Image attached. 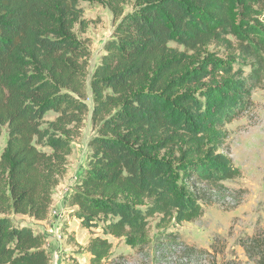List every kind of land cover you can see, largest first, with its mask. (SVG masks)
Listing matches in <instances>:
<instances>
[{
  "label": "trees",
  "instance_id": "obj_1",
  "mask_svg": "<svg viewBox=\"0 0 264 264\" xmlns=\"http://www.w3.org/2000/svg\"><path fill=\"white\" fill-rule=\"evenodd\" d=\"M81 2L107 6L119 19L91 74L97 134L67 204L70 218L98 230L84 246L91 264L109 257L110 237L145 249L154 218L176 242L179 225L202 217L207 192L243 176L227 125L264 87V0H135L126 14V0H0V137L8 133L0 264H51L45 234L15 225L11 215L49 217L89 112L91 52L75 31L88 24ZM48 112L57 116L43 127ZM238 243L264 264V232ZM182 245V257L209 255L216 264L225 252L215 243L213 252Z\"/></svg>",
  "mask_w": 264,
  "mask_h": 264
},
{
  "label": "rangeland",
  "instance_id": "obj_2",
  "mask_svg": "<svg viewBox=\"0 0 264 264\" xmlns=\"http://www.w3.org/2000/svg\"><path fill=\"white\" fill-rule=\"evenodd\" d=\"M135 0H126L122 5L124 14L132 11ZM83 19L87 27H75L77 36L86 43L91 55L88 66L86 100L89 112L85 115L79 133L73 139L72 153L68 157L67 172L54 190L53 205L46 220L38 221L24 215H11L17 226L32 227L46 236L45 248L51 264H91V254L84 246L97 229L89 230L70 218L67 206L71 189L87 167L90 155V140L97 134L92 122L93 99L90 86L91 74L100 61L105 42L111 38L119 19L107 6L99 3L81 2ZM173 45V44H172ZM57 116L54 112L45 115V123ZM230 131L227 146L237 167L243 171L239 179L226 181L219 192H207L202 201L203 215L196 221L183 222L175 230L181 235L176 242L166 240V234L155 228L157 218L151 220L149 246L143 250L133 249L125 238L110 237L111 254L102 264H216L209 255L190 253L182 257L183 243L196 245L211 252L213 243L224 255L219 254L220 264L232 260L234 264H255L249 260L240 237L264 232V87L253 94V106L242 117L227 125ZM8 138L7 129L0 137V153ZM40 149L50 151L39 145ZM238 199L235 207L231 206Z\"/></svg>",
  "mask_w": 264,
  "mask_h": 264
},
{
  "label": "crops",
  "instance_id": "obj_3",
  "mask_svg": "<svg viewBox=\"0 0 264 264\" xmlns=\"http://www.w3.org/2000/svg\"><path fill=\"white\" fill-rule=\"evenodd\" d=\"M24 216H26V215H24ZM75 220L79 222V220H78V219H75ZM38 221H39V220H38Z\"/></svg>",
  "mask_w": 264,
  "mask_h": 264
}]
</instances>
